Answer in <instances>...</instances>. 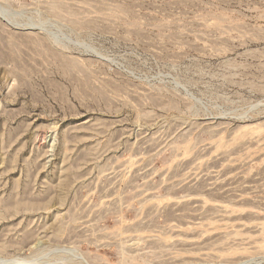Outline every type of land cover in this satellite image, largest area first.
I'll return each mask as SVG.
<instances>
[{"label":"rangeland","instance_id":"rangeland-1","mask_svg":"<svg viewBox=\"0 0 264 264\" xmlns=\"http://www.w3.org/2000/svg\"><path fill=\"white\" fill-rule=\"evenodd\" d=\"M0 264H264V0H0Z\"/></svg>","mask_w":264,"mask_h":264}]
</instances>
